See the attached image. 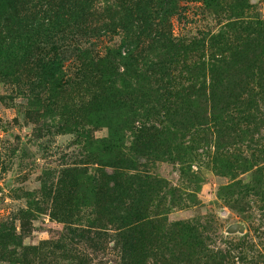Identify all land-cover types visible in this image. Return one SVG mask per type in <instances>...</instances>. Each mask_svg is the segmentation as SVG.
<instances>
[{"label":"rangeland","instance_id":"obj_1","mask_svg":"<svg viewBox=\"0 0 264 264\" xmlns=\"http://www.w3.org/2000/svg\"><path fill=\"white\" fill-rule=\"evenodd\" d=\"M76 3L65 13L63 24L49 29L43 25L45 31L39 37L63 38L71 44L70 31L74 30L72 35L94 31L82 40L77 38L84 42L79 46L102 57L107 49L118 47L124 35L132 38L137 33L132 31L137 18L125 12L136 0ZM248 5L252 9L244 15L246 21L252 17L264 21V0H248ZM183 7L182 19H171L173 36L188 38L215 30L217 22L201 16L199 3L185 2ZM228 15L222 13L221 18ZM32 27L30 21L24 23L21 42L36 37L31 36L36 31ZM123 27L132 32L121 31ZM141 41L144 53L138 72L143 74L153 64L169 65L170 72H175L174 89L186 87L193 66L204 60L198 54L191 65H181L187 56L161 49L148 38ZM19 51L13 44L0 59V70L9 71L0 77V264H12L4 260V253L11 254L6 257L9 260L26 258L29 264H120L114 225L107 216L96 222L91 207L100 197L91 192H95L96 182L100 181L105 195L113 185L112 170L104 166L113 156L107 147L111 145L105 142L112 128L123 142L120 151L124 158H135L137 171L149 179L148 187L139 188L140 192L148 188L143 198L148 215L166 226L183 224L198 233L205 229L199 264L213 255L220 262L218 252L224 257L223 264H264V198L252 189L264 190L263 57L252 69L236 67L231 73L234 81L225 82L224 94L199 104L173 97L167 102L163 87L168 85L158 82L156 75L147 81L127 71L116 82L109 80L103 88L105 100H100L101 116L79 120L80 128L93 137L92 145L87 146L68 118L69 112L78 115L74 111L84 99L89 102L73 81L77 60L64 62L57 85L32 84V75L11 71ZM144 127L158 131V148L147 156L139 155L132 146L137 131ZM71 168L78 175L68 186L79 193L86 191L88 200L79 202L80 207L85 205L82 211L71 205L72 220L66 222L56 211L54 216L52 198L64 171ZM80 219L76 225L70 224ZM91 221L97 226H88ZM234 223L244 224V235L224 234ZM74 226L88 230L91 236L99 234L100 244L73 240L69 230H76ZM35 249L36 255L31 252Z\"/></svg>","mask_w":264,"mask_h":264},{"label":"trees","instance_id":"obj_2","mask_svg":"<svg viewBox=\"0 0 264 264\" xmlns=\"http://www.w3.org/2000/svg\"><path fill=\"white\" fill-rule=\"evenodd\" d=\"M86 1L84 0L83 6ZM76 2L78 0H0V59L7 55L13 44L19 46L20 54L14 59L11 71H15V74H30L34 78L32 84L36 82L46 86L57 85L64 62L76 59L79 67L73 81L75 86L84 92V97H88L89 102L86 103L84 99L82 105L74 111L78 115L73 116L69 112L68 118L74 131L80 136L81 143L83 141L87 146L92 145L93 137L90 131L85 132L86 129L80 128L79 120L87 118L88 115L101 116L100 100H105L103 88L108 82H116L120 77L123 78L127 71H133L136 79L140 77L147 81L153 75L158 76V82H165L168 85L167 89L163 87L167 102L169 97H173L176 101L187 99L199 104L202 100L213 101L223 95L225 82H230V78L234 81L235 77L231 73L236 67L244 71L252 69L262 57L264 58V21L258 17L246 21L244 15L252 9L248 5V0H136V3L125 9V12L129 17L133 15L137 18L138 24L133 30L123 27L121 31L137 33H132L134 35L132 38L124 35L120 45L115 49H107L102 57L91 55L94 51L91 48L84 49L79 46L84 42H79L77 38L86 37L88 33L92 34L94 31L84 30L81 35L79 33L72 35L74 30H69L74 40L71 44L64 42L63 38L55 41V38L39 37L47 27L49 29L51 26L63 24L65 13L76 7ZM185 2L199 3L201 16L204 14L206 19L212 18L217 22L215 30L201 31L199 36L188 38L173 36L171 19L173 17L182 19L186 11L183 7ZM222 13L225 15L229 13L227 19L221 18ZM28 21L33 26L32 29H36L31 32V36L34 34L36 37L24 43L20 40L24 39L23 27ZM43 25L46 26L45 29H42ZM143 38H148V41L160 45L161 49L170 53L187 56L181 65L187 62L191 65L198 54L204 57L201 63L197 61L193 66L186 87L177 86L178 89H174L175 72H170L169 65L167 68L153 64L143 74L138 72V63L144 53L141 50ZM251 57H254V61H250ZM8 72L5 69L0 70V77L4 78ZM116 133L112 128L110 136L105 140L111 145L107 146L110 148L109 152H113V156L104 165L112 170L113 185L110 187V194H102L104 187L100 181L96 182V194L94 191L91 192L94 196L99 194L100 197L96 203H91V207L96 222L107 216L108 221L114 225V247L119 250L120 264H199L198 257L202 250L204 251L205 229L198 233L192 230V227L183 224L166 226L163 221L154 220L148 215L147 201L143 199L148 188L142 192L139 188L144 187L143 185L148 187L146 181L149 179L141 177L135 167L137 163L135 158L134 160L124 158L120 151L123 142ZM157 135L158 131L149 127L138 130L132 145L135 152L141 156L155 153L158 148ZM76 175H78L76 169L64 171L59 188L55 190L52 198L54 216L56 211L59 214L58 218L66 222L72 220L69 211L71 205L74 209L82 211L85 205L80 207L79 202L87 203L88 200L85 196L86 191L79 193L76 189L72 191V186H68L76 179ZM252 189L255 190V194L264 198V190L259 187ZM153 193L150 188V196ZM79 222L81 219L70 224L76 225ZM95 224L97 223L91 221L88 226H97ZM74 228L76 230H69L73 240L94 243L97 241V244H100L102 238L99 234L91 236L86 229L77 226ZM31 252L37 254L36 249ZM165 253H168L170 260ZM217 254L219 260L222 259L220 262H216L217 256L213 255L205 256L206 261L203 264H223L221 262L224 257L220 252ZM4 255L9 257L11 254ZM6 257L2 258L12 264H29L26 258L19 262Z\"/></svg>","mask_w":264,"mask_h":264},{"label":"water","instance_id":"obj_3","mask_svg":"<svg viewBox=\"0 0 264 264\" xmlns=\"http://www.w3.org/2000/svg\"><path fill=\"white\" fill-rule=\"evenodd\" d=\"M225 235H244L245 226L242 223H234L226 227L224 230Z\"/></svg>","mask_w":264,"mask_h":264}]
</instances>
